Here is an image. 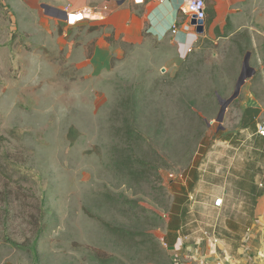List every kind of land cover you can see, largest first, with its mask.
<instances>
[{
	"label": "rangeland",
	"instance_id": "1",
	"mask_svg": "<svg viewBox=\"0 0 264 264\" xmlns=\"http://www.w3.org/2000/svg\"><path fill=\"white\" fill-rule=\"evenodd\" d=\"M234 9L182 54L104 51L83 21L0 0V264H175L177 237L179 263L241 264L264 226V0Z\"/></svg>",
	"mask_w": 264,
	"mask_h": 264
},
{
	"label": "crops",
	"instance_id": "2",
	"mask_svg": "<svg viewBox=\"0 0 264 264\" xmlns=\"http://www.w3.org/2000/svg\"><path fill=\"white\" fill-rule=\"evenodd\" d=\"M207 1L211 4L207 5V9L213 18L207 19L206 15L204 33L213 34L225 26L227 18H234L235 5L244 0ZM24 4L32 12H38V15L34 12L38 20L65 22L61 12L81 13L84 24L100 30L101 36L97 42L104 51L113 46L114 41L140 44L148 39L157 43L170 40L184 54L200 36L189 26L190 18L180 12L182 0H144L142 4H134L132 0H24ZM44 6L49 7L51 12L46 13ZM172 27L175 28L174 34L171 32ZM260 198H264V192ZM259 225L260 227L248 235L249 241L243 244L241 264H264V226L260 223ZM170 249L174 253H181V238L177 237ZM205 257L203 256L204 260L199 264L208 263ZM213 257L215 255L209 258ZM215 264H232V261L229 255H225L222 259L218 258Z\"/></svg>",
	"mask_w": 264,
	"mask_h": 264
},
{
	"label": "built area",
	"instance_id": "3",
	"mask_svg": "<svg viewBox=\"0 0 264 264\" xmlns=\"http://www.w3.org/2000/svg\"><path fill=\"white\" fill-rule=\"evenodd\" d=\"M144 0H132L134 4H142ZM180 12L183 15L188 16L189 18L195 17L196 20H203L205 21L206 19V6H205V1L204 0H182V5L180 8ZM83 15L81 13H75V12H66V17H65V22L73 25L76 24L80 21H82ZM171 32L174 34L175 33V28L172 27ZM257 132L261 137H264V124H259L257 126ZM170 178H172V175H169ZM223 204V200L221 198H217L214 200L213 206L215 208H220ZM174 255V263L175 264H187V263H182L178 262L177 258H179V254L175 253ZM193 259V257H191ZM194 260H196L194 258ZM197 261V260H196Z\"/></svg>",
	"mask_w": 264,
	"mask_h": 264
},
{
	"label": "water",
	"instance_id": "4",
	"mask_svg": "<svg viewBox=\"0 0 264 264\" xmlns=\"http://www.w3.org/2000/svg\"><path fill=\"white\" fill-rule=\"evenodd\" d=\"M44 10L46 13L51 12V9L47 6H44ZM61 13L63 14V19L65 20L64 17L66 15L65 12H61ZM189 26L194 28V31L197 35H202L205 32V22L203 20H196L195 17H191L189 21ZM249 58H250V53L247 52L244 56L241 65L240 74L236 81L233 94L226 100L218 98L220 105V109L216 118V121L218 123H222L227 107L238 97L240 93V89L244 85L245 81L254 75V69L250 67Z\"/></svg>",
	"mask_w": 264,
	"mask_h": 264
},
{
	"label": "trees",
	"instance_id": "5",
	"mask_svg": "<svg viewBox=\"0 0 264 264\" xmlns=\"http://www.w3.org/2000/svg\"><path fill=\"white\" fill-rule=\"evenodd\" d=\"M205 1V6H211V4L207 3L208 1L207 0H204ZM206 20V19H205ZM168 229H175L174 227H168ZM176 230V229H175Z\"/></svg>",
	"mask_w": 264,
	"mask_h": 264
},
{
	"label": "clouds",
	"instance_id": "6",
	"mask_svg": "<svg viewBox=\"0 0 264 264\" xmlns=\"http://www.w3.org/2000/svg\"><path fill=\"white\" fill-rule=\"evenodd\" d=\"M205 22V21H204Z\"/></svg>",
	"mask_w": 264,
	"mask_h": 264
}]
</instances>
